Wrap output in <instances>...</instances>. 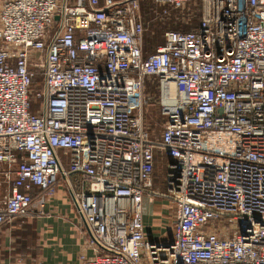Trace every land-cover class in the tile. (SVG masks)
I'll return each mask as SVG.
<instances>
[{"label": "built area", "instance_id": "obj_1", "mask_svg": "<svg viewBox=\"0 0 264 264\" xmlns=\"http://www.w3.org/2000/svg\"><path fill=\"white\" fill-rule=\"evenodd\" d=\"M139 2L0 1V227L79 174L76 264H264V0H198L196 29L146 56ZM160 155L161 241L143 224Z\"/></svg>", "mask_w": 264, "mask_h": 264}, {"label": "crops", "instance_id": "obj_2", "mask_svg": "<svg viewBox=\"0 0 264 264\" xmlns=\"http://www.w3.org/2000/svg\"><path fill=\"white\" fill-rule=\"evenodd\" d=\"M83 187L79 174L60 177L56 194L47 201L41 216L17 218L1 226L0 264H76L87 249L77 230L79 223L70 191ZM161 200L143 202V224L146 231L154 235H158L154 233L158 232L157 228L168 226L160 213L154 212L164 208Z\"/></svg>", "mask_w": 264, "mask_h": 264}, {"label": "rangeland", "instance_id": "obj_3", "mask_svg": "<svg viewBox=\"0 0 264 264\" xmlns=\"http://www.w3.org/2000/svg\"><path fill=\"white\" fill-rule=\"evenodd\" d=\"M1 1V0H0ZM198 3V2H197ZM190 5V4H189ZM189 5H187L184 9H173L167 7L165 5H156L154 4L153 0H140L139 7H140V15L145 25L146 32L144 34V39L147 36L151 35V33H155V36L152 37L150 45L155 46L158 45L160 42H163V36L165 32H169L172 30L175 31H182L191 27L193 19L189 17L188 9ZM163 10H166V13H162ZM198 10H199V19L200 20V7L198 3ZM148 13L147 17H144ZM155 23V29L151 30L152 25ZM158 30V31H157ZM156 44V45H155ZM153 94V93H152ZM151 94V95H152ZM143 119L145 125L150 128L152 131V135L154 138H157L162 130L163 120L159 114L158 107L156 102H151L148 104L147 107L143 110ZM64 163H66V158L63 159ZM167 167L164 166V158L160 155L158 156V160L155 166V174H154V191L159 194V197L156 198L157 200H161V207L164 205V208L155 209L154 212L168 222V226L170 225V205L163 199L164 194V173L166 172ZM144 202H147L146 200ZM147 208H149L147 206ZM168 228V227H167ZM167 228H157L158 232H154L161 236L160 241L167 237H170L171 232Z\"/></svg>", "mask_w": 264, "mask_h": 264}, {"label": "trees", "instance_id": "obj_4", "mask_svg": "<svg viewBox=\"0 0 264 264\" xmlns=\"http://www.w3.org/2000/svg\"><path fill=\"white\" fill-rule=\"evenodd\" d=\"M198 0H195L194 2H192L190 5H189V9H188V13H189V17H192L191 19H193L192 21V25L191 27L187 28V29H184L182 31H176V32H182V33H185V32H189V31H192L194 29H196V27L198 26L199 22H198V19H199V10H198ZM144 17H147L148 13L145 15V13H143ZM155 29V23L154 25H152V28L151 30H154ZM158 31V30H157ZM172 31H175V30H172ZM155 33L156 30H155ZM155 33H151V35L147 36L146 39H144L143 37V55L146 56L150 53H152L156 47L160 46L162 44L159 42L158 45L152 46L150 45L151 43V39L153 36H155ZM147 90H146V95H150L152 94V91H153V85L151 84H148L147 86Z\"/></svg>", "mask_w": 264, "mask_h": 264}]
</instances>
